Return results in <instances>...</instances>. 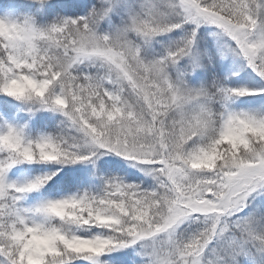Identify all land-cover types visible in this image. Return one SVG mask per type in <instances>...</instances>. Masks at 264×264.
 Masks as SVG:
<instances>
[{
	"label": "snow or ice",
	"instance_id": "snow-or-ice-1",
	"mask_svg": "<svg viewBox=\"0 0 264 264\" xmlns=\"http://www.w3.org/2000/svg\"><path fill=\"white\" fill-rule=\"evenodd\" d=\"M0 264H264V0H0Z\"/></svg>",
	"mask_w": 264,
	"mask_h": 264
}]
</instances>
